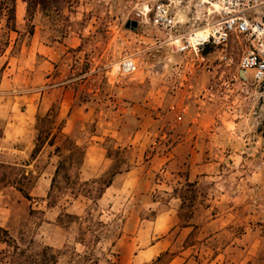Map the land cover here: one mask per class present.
<instances>
[{
  "label": "rangeland",
  "instance_id": "rangeland-1",
  "mask_svg": "<svg viewBox=\"0 0 264 264\" xmlns=\"http://www.w3.org/2000/svg\"><path fill=\"white\" fill-rule=\"evenodd\" d=\"M29 1L33 33H28L27 4L17 0L22 5L18 34H10L17 44L0 55V111L12 117L0 118V177L12 181L5 186L0 181V225L23 246L34 239L63 249L57 264L89 263L83 254L91 250L97 264H142L167 248L177 253L169 264L244 259L264 264V82L234 79L233 66L213 54L200 62L194 54L174 52L164 43V32L143 23L125 27L127 20L141 18L137 9L145 12L161 0ZM187 21L181 31L196 25ZM72 36L80 39V50L64 42ZM38 41L52 48L47 61L38 53ZM128 58L136 69L125 75L119 65ZM68 101L70 110L61 118ZM58 126L87 146L82 179L110 166L101 145L106 137L131 165L93 210L94 221L107 224L93 247L76 241L77 222L67 217L66 227L57 222L62 211L81 215L89 200L63 196L47 206L58 161L54 146L46 144L31 156L38 129L54 132ZM186 139L201 149L206 177L188 180L181 149L174 162L166 160ZM60 142L57 137L54 145ZM186 181L196 182V241L183 248L190 228L167 224L178 222L177 194ZM152 236L162 242L151 247ZM84 237L88 244L90 236Z\"/></svg>",
  "mask_w": 264,
  "mask_h": 264
},
{
  "label": "trees",
  "instance_id": "trees-1",
  "mask_svg": "<svg viewBox=\"0 0 264 264\" xmlns=\"http://www.w3.org/2000/svg\"><path fill=\"white\" fill-rule=\"evenodd\" d=\"M16 1L17 0H0V55H2L8 47L14 48L17 44V38L12 39L10 34L12 32L18 34L16 23ZM26 2L27 21L29 24V34L33 33V25L31 19L33 17L32 3L29 0H22ZM79 45L77 47L80 50ZM4 67L0 68V75ZM57 113L54 114V118L57 117ZM46 118L51 123L54 122L50 114H46ZM51 118V119H50ZM94 129L90 130L93 134ZM60 138V143L54 145L56 138ZM110 138H105L102 142V147L106 150V157L111 160L110 166L102 172L99 176L89 179H82L81 167L83 165L87 146L80 144L77 139L71 135L62 131V126H58V129L54 132L50 128L38 129L36 135V142L32 150L31 156L35 157L42 147L46 144L54 146L55 154L58 157L57 164L52 173L50 180L49 190L47 192V206H54L58 199L63 196H67L71 199L83 197L90 201L89 206L84 210L81 215L75 213H67L62 211L57 217L58 225L66 227V222L63 221L64 217H67L70 221L77 222V234L80 238L76 241L81 245L87 247H93L101 238L100 231L107 226L106 223L97 219L94 221L93 210L98 208V201L104 194L105 190L113 183L114 178L122 173L128 172L131 165L126 160V156L123 149L119 146L113 147L107 145ZM125 166H122L124 165ZM0 181L4 182V185L11 183L9 177H0ZM196 182L186 181V189L180 190L177 197L180 200L177 216L179 228H190V231L183 240L182 247L186 248L195 245L196 238L194 237L196 225L192 222L194 202L197 197L195 193ZM21 192L22 189H19ZM28 197V195H25ZM185 210V211H184ZM32 211V209H30ZM85 222H88L85 226ZM95 224V225H94ZM172 228L169 230V232ZM86 235L90 236L89 243H85ZM189 238H191L189 240ZM113 244H115L113 242ZM0 262L5 264H57L60 254L63 249H54L49 245H40L30 239L26 245H21V242L13 237L8 229L0 225ZM176 252L170 248L165 249L150 261L142 264H169L170 261L176 256ZM83 259L89 263L85 264H97L98 258L95 257L93 250L90 253L83 254Z\"/></svg>",
  "mask_w": 264,
  "mask_h": 264
},
{
  "label": "built area",
  "instance_id": "built-area-1",
  "mask_svg": "<svg viewBox=\"0 0 264 264\" xmlns=\"http://www.w3.org/2000/svg\"><path fill=\"white\" fill-rule=\"evenodd\" d=\"M135 12L141 15L133 19L137 26L164 32L172 51L194 54L200 62L213 54L219 63L233 66L234 79L264 82V0H161ZM189 19L196 25L181 31ZM135 69L133 58L119 65L125 75Z\"/></svg>",
  "mask_w": 264,
  "mask_h": 264
},
{
  "label": "crops",
  "instance_id": "crops-1",
  "mask_svg": "<svg viewBox=\"0 0 264 264\" xmlns=\"http://www.w3.org/2000/svg\"><path fill=\"white\" fill-rule=\"evenodd\" d=\"M21 14H22V5H19L18 3H16V22H19V18L21 16ZM64 42H66L67 44H70V46H72L74 48V47L79 45L80 39L76 36H72L68 39H65ZM51 50H52V48L50 46L46 45V43H44L43 41H38V51H39L38 53L43 54L44 61H47V59L50 58V55H52ZM0 86H1V82H0ZM66 96H67V92H66ZM29 105L30 104H27V107H30ZM71 105H72V101L66 102V108L60 114L61 118L66 117L68 111L70 110ZM25 109H27V108H25ZM35 110H36V108H35ZM0 118L4 119V121H6V119L10 120L12 117L9 116L8 111H0ZM195 146L196 145H192L186 139L182 143H179V144L173 146L171 148V150L169 151L168 157H166V160H170V161L174 162V158H176V156H178V153H179L178 151L180 149L182 150V162L185 163L187 166L188 180H194V179H191L192 176L195 177L197 175H198L197 176L198 178L201 176L206 177V175H204L205 171L203 169L205 164L199 158V156H201V154H202L201 149H199L198 147H195ZM216 219L217 218H215L214 220H216ZM157 220L158 219H156V221H154L156 224H157ZM165 220H168V219H165ZM169 220H168L167 227L172 226L176 223L178 224L177 221L174 223H171V221H169ZM156 224H155V226H156ZM169 224H172V225H169ZM155 226L152 227V230H151L152 235H154V233H155V230H156ZM152 238H153V243H151V247H154L157 244H159L160 242H162V240H160V239H157V240L154 239L155 238L154 236H152ZM211 262L214 264L213 260H211ZM247 262H248V259H244V260H240L239 262H236L235 264H246Z\"/></svg>",
  "mask_w": 264,
  "mask_h": 264
},
{
  "label": "water",
  "instance_id": "water-1",
  "mask_svg": "<svg viewBox=\"0 0 264 264\" xmlns=\"http://www.w3.org/2000/svg\"><path fill=\"white\" fill-rule=\"evenodd\" d=\"M137 26V21L136 20H127L126 23H125V27L126 28H130V29H133Z\"/></svg>",
  "mask_w": 264,
  "mask_h": 264
}]
</instances>
